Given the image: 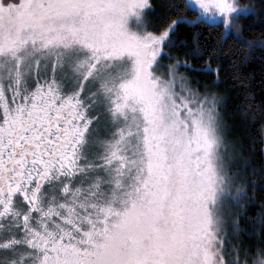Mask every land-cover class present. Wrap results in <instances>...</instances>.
<instances>
[{"label": "snow or ice", "instance_id": "1", "mask_svg": "<svg viewBox=\"0 0 264 264\" xmlns=\"http://www.w3.org/2000/svg\"><path fill=\"white\" fill-rule=\"evenodd\" d=\"M254 14L239 0H0V264H264V167L230 138L216 89L226 46L245 49L229 58L238 111L264 116L240 73L264 51V33L245 36ZM257 135L264 152V121Z\"/></svg>", "mask_w": 264, "mask_h": 264}, {"label": "trees", "instance_id": "2", "mask_svg": "<svg viewBox=\"0 0 264 264\" xmlns=\"http://www.w3.org/2000/svg\"><path fill=\"white\" fill-rule=\"evenodd\" d=\"M244 4H251L254 6V15L246 17L242 23L245 29V36L249 39L259 37L264 33V0H239ZM193 29H181V35L191 39ZM200 43L202 46L211 47L216 44L218 33L208 29H200ZM184 49H173L172 56H179L184 60ZM245 49L237 45L229 44L226 46L225 53L219 57V62L222 65L220 73V81L216 85V89L224 94L226 100L225 116L227 123L230 125V138L238 140L245 150V156L250 163V167L260 169L264 167V152L261 151L259 144L258 131L260 123L264 121V116L259 112L255 119L243 116L238 108L242 106L244 100V90L239 84L232 80L230 69V57L235 56L237 61L243 59ZM190 59V58H189ZM203 61L200 63L192 62L193 68H200ZM215 63L213 67H215ZM186 70V69H185ZM227 70V72H226ZM187 74L193 79L198 81L199 84H211L214 77L201 74L198 71L186 70ZM241 74H246L251 78L250 92L254 100L253 107L259 108L264 105V51L259 49L254 50L247 60V63L240 68ZM246 106V105H245ZM257 140L253 145L251 141ZM257 200L264 198V191L256 192ZM255 212V208L250 210V214Z\"/></svg>", "mask_w": 264, "mask_h": 264}, {"label": "rangeland", "instance_id": "3", "mask_svg": "<svg viewBox=\"0 0 264 264\" xmlns=\"http://www.w3.org/2000/svg\"><path fill=\"white\" fill-rule=\"evenodd\" d=\"M163 63L166 65L167 63H170V61L167 60V59H165V60L163 61ZM161 70H164V69H161ZM180 71H181V72H186L185 68H183V67H181ZM186 74H187V72H186ZM187 75H188V74H187Z\"/></svg>", "mask_w": 264, "mask_h": 264}]
</instances>
